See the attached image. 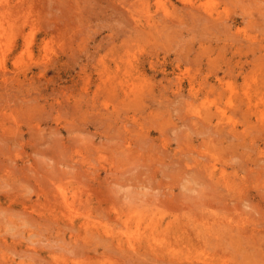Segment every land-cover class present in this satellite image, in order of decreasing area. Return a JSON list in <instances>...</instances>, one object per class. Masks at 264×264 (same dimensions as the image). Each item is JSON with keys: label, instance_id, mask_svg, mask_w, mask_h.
I'll use <instances>...</instances> for the list:
<instances>
[{"label": "rangeland", "instance_id": "1", "mask_svg": "<svg viewBox=\"0 0 264 264\" xmlns=\"http://www.w3.org/2000/svg\"><path fill=\"white\" fill-rule=\"evenodd\" d=\"M0 20V264H264V0Z\"/></svg>", "mask_w": 264, "mask_h": 264}, {"label": "bare ground", "instance_id": "2", "mask_svg": "<svg viewBox=\"0 0 264 264\" xmlns=\"http://www.w3.org/2000/svg\"><path fill=\"white\" fill-rule=\"evenodd\" d=\"M148 21H150V19H148ZM7 26H8V21L2 22V20H0V36H2L4 34ZM0 66H1V68H3V66H4L3 60H0ZM64 199H65V203L66 204H69V199L67 198L66 195L64 196ZM137 224L138 225H137V228L136 229H137V231H139V230L142 229L141 228V224L140 223H137Z\"/></svg>", "mask_w": 264, "mask_h": 264}]
</instances>
